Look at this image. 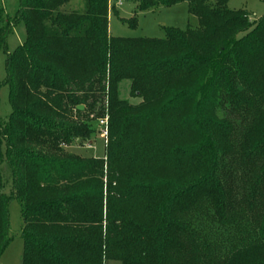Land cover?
Here are the masks:
<instances>
[{"label":"trees","instance_id":"16d2710c","mask_svg":"<svg viewBox=\"0 0 264 264\" xmlns=\"http://www.w3.org/2000/svg\"><path fill=\"white\" fill-rule=\"evenodd\" d=\"M82 1L18 0L10 20L0 0V53L26 31L6 58L0 257L17 200L22 264H264V16L186 0L198 27L115 38L109 0ZM123 81L140 103L119 99ZM107 114L105 158L68 152Z\"/></svg>","mask_w":264,"mask_h":264},{"label":"rangeland","instance_id":"374dc122","mask_svg":"<svg viewBox=\"0 0 264 264\" xmlns=\"http://www.w3.org/2000/svg\"><path fill=\"white\" fill-rule=\"evenodd\" d=\"M4 16L12 20L18 9V0H2ZM121 1V3H120ZM141 0H109V35L115 38H149L163 40L166 36V29L176 28L186 30L198 27V20L189 13L188 2L183 0L169 7L151 8L139 12L137 4ZM228 8L234 11H246L252 21H257L264 16V0H229ZM84 3L82 0H72L63 7V10L82 11ZM136 17V26L131 27L128 23H123L121 19L131 20ZM26 31L22 22L18 23L10 32L5 50L0 53V116L7 121L12 113L9 101L10 88L6 83V58L8 54H13L15 50L24 43ZM108 80V79H107ZM108 82V81H107ZM107 83V92L108 90ZM118 97L131 104H138L141 99L131 96L129 81H123L118 85ZM108 100V98H107ZM106 100V103H107ZM93 118V116L91 117ZM109 123L108 114L102 120ZM97 123V122H95ZM97 132L93 135L92 143L83 146L77 145L69 147L68 152L81 155L83 157L105 158L108 145V135H103V125L101 121L95 124ZM4 187L2 192L10 196L12 192V176L10 168L6 163L0 167ZM10 217V237L11 243L0 257V264H22L24 241L22 237L23 221L21 217V206L17 200H12L9 205ZM107 264H120L117 261H109Z\"/></svg>","mask_w":264,"mask_h":264},{"label":"built area","instance_id":"2783aa9c","mask_svg":"<svg viewBox=\"0 0 264 264\" xmlns=\"http://www.w3.org/2000/svg\"><path fill=\"white\" fill-rule=\"evenodd\" d=\"M120 3H121V1H120ZM101 124L103 125V128H105L104 131H103V135L106 137L108 135L106 122L105 121H101Z\"/></svg>","mask_w":264,"mask_h":264},{"label":"water","instance_id":"95a60500","mask_svg":"<svg viewBox=\"0 0 264 264\" xmlns=\"http://www.w3.org/2000/svg\"><path fill=\"white\" fill-rule=\"evenodd\" d=\"M79 109H80V110H83V107L81 106V107H79Z\"/></svg>","mask_w":264,"mask_h":264}]
</instances>
